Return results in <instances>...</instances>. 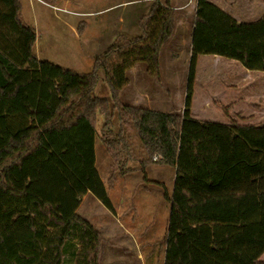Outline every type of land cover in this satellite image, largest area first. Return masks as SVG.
I'll return each instance as SVG.
<instances>
[{"label":"trees","instance_id":"obj_1","mask_svg":"<svg viewBox=\"0 0 264 264\" xmlns=\"http://www.w3.org/2000/svg\"><path fill=\"white\" fill-rule=\"evenodd\" d=\"M137 24L138 36L119 35L93 70L79 75L40 60L20 0H0V264H100L101 234L77 213L88 193L113 211L96 168L100 116V141L119 169L130 159L143 174L150 165L176 171L172 195H165L171 210L164 264H264V122L240 123L234 104L215 103L228 125L192 111L200 56L264 72V13L240 23L197 0L181 113L120 101L138 63L161 82L160 52L175 25L171 0H152ZM99 73L109 97L94 95ZM16 117L23 121L17 126ZM129 129L137 132L141 158H134Z\"/></svg>","mask_w":264,"mask_h":264},{"label":"rangeland","instance_id":"obj_2","mask_svg":"<svg viewBox=\"0 0 264 264\" xmlns=\"http://www.w3.org/2000/svg\"><path fill=\"white\" fill-rule=\"evenodd\" d=\"M151 1L20 0L23 21L36 30L34 51L37 57L79 75L90 73L95 58L104 53L119 35L136 37L140 34L137 21L148 12ZM208 1L221 9L224 7L222 0ZM223 1L229 5L230 0ZM231 1L232 8L238 6L240 23H254L261 19L262 6L259 4L250 12L244 0ZM171 2L178 6L187 4V8L175 12L173 33L161 49V82L149 74L146 63H138L127 72L129 82L120 94V101L125 105L163 113H181L183 110L197 0ZM119 15L123 22H119ZM227 67L226 61L200 58L193 114L201 121L228 125L229 119L212 103L216 100L224 105L233 103L235 107L231 115L241 114L237 118L240 123L261 124L264 122V72L241 67L229 70ZM94 95L110 96L103 73H99ZM14 120L15 126L22 121L20 117ZM103 121L100 116L96 125V168L107 187L113 211L88 193L77 213L101 234L100 264L112 261L119 264H164V239L171 210L165 195H172L176 171L166 165H150L143 174L139 163L130 159L121 163L119 169L100 141ZM129 141L134 158H141L143 150L136 130L129 129ZM110 177H113L111 183ZM124 228L133 234L129 232L123 237ZM133 237L145 245L137 249Z\"/></svg>","mask_w":264,"mask_h":264},{"label":"crops","instance_id":"obj_3","mask_svg":"<svg viewBox=\"0 0 264 264\" xmlns=\"http://www.w3.org/2000/svg\"><path fill=\"white\" fill-rule=\"evenodd\" d=\"M172 1V0H171ZM138 3H140V1H137ZM136 2V3H137ZM222 2H223V4H224V7H222V10L224 11V12H228L229 14H230V16H232L234 19H236L238 22H241V20H240V16H239V14H240V12L238 11L239 9H237V7L235 6V8L233 7L232 8V6H230L232 3L231 2H233V1H229V5L228 4H226V2H224L223 0H222ZM244 3H245V5H247V10L248 11H250L251 12V10H254V8H255V5H257V4H259L260 6H262V12H261V17L263 16V13H264V0H244ZM123 4H126V3H123ZM171 6H172V8L175 10V12L177 13L178 11H180V10H184V9H186L187 8V4L186 5H184V6H178V5H175V4H173L172 2H171ZM221 9V8H220ZM227 13V14H228ZM124 21V19L123 18H121V16L119 15V22H123ZM167 43V42H166ZM36 45V44H35ZM191 53V52H190ZM202 57H210V58H212V59H214L215 61H217L218 59H220V60H223V61H226V65L228 66L227 67V69H229V70H236V68H239V67H241L242 69H245L240 63H238V62H236V61H234V60H230V59H226V58H222V57H219V56H211V55H204V56H200L199 57V59H198V65H199V60H200V58H202ZM198 65H197V67H198ZM224 65V64H223ZM225 66V65H224ZM246 70V69H245ZM255 72H258V71H255ZM260 73H263V72H260ZM209 99V98H208ZM215 100V99H214ZM212 103H220V102H218V101H212ZM220 104H222V103H220ZM233 104V103H232ZM222 105H224V104H222ZM229 105H231V104H229ZM229 105H224V106H229ZM234 107H235V105H234ZM257 119H259V117L257 118ZM252 125H255V124H252ZM130 231L128 230V229H126V228H124V233H123V237L124 236H127L128 235V233H129ZM131 234H133V232H130ZM124 239V238H123ZM132 240H133V242H134V244H135V246L137 247V249H140V245H145L144 243H142V241H139L138 239H136L135 237H133L132 238ZM121 243H123L122 241H121ZM121 245V244H120ZM119 245V246H120ZM123 246V245H122ZM121 246V247H122ZM127 251V250H126ZM110 264H119V263H114V261H112ZM128 264V263H127Z\"/></svg>","mask_w":264,"mask_h":264}]
</instances>
